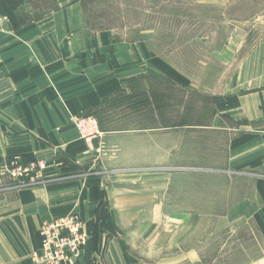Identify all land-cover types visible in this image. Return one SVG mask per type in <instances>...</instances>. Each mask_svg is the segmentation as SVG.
Masks as SVG:
<instances>
[{"label":"crops","instance_id":"crops-1","mask_svg":"<svg viewBox=\"0 0 264 264\" xmlns=\"http://www.w3.org/2000/svg\"><path fill=\"white\" fill-rule=\"evenodd\" d=\"M107 35L88 34L83 0H0V159L18 157L28 162L36 155H51L56 149L81 166L90 163L101 149L107 152L99 157L107 174L89 180L88 185L60 184L59 193L50 188H24L10 191L0 200L4 207L0 214V264H37L33 257L40 253L41 223L70 213L77 214L83 222L88 240L77 260L62 264H95L98 255L103 264H206L200 252L189 249L181 251L176 259L172 253L159 252L155 248L159 246L157 224L153 229H137V221L188 223L192 219L188 209L169 214L156 211L163 205H190L191 170L183 164L173 166L181 148L185 147V151H180L182 156L188 157L185 152L189 142L173 145V141H168L173 136L185 138L184 131L166 133L164 149L158 146L157 134L149 136L155 170L164 172L151 176L153 193L147 202L152 213L143 219L137 214V204L143 203L137 201V186L128 187L121 175L115 174L137 166V142H126L137 140V134L107 137L103 133L100 140L95 136L86 143L71 125V117L122 92L125 88L121 83L142 72H137V59L119 61L117 53L110 55ZM260 48L264 52V43ZM244 66L237 67L229 94L212 95L220 97L211 105L212 117L209 123L197 127L220 131L227 144L224 165L212 172L203 169L196 184L198 191H206L218 188L216 183L210 186L206 179L225 178L232 182L242 178L249 182L252 195L240 201L230 198L227 211L212 219L220 222L219 229L222 225L228 227L222 233L228 234L230 240L238 238L239 226L246 223V245H253L254 239L260 243L255 255L248 253L241 264H264V63ZM223 130L227 132L222 133ZM17 132L22 133L14 138ZM115 138H121L123 145H113ZM17 139L23 146L15 145ZM160 157L162 161H158ZM177 177L182 180L180 186L175 184ZM163 178L162 188L158 180ZM175 188L180 190L181 198L173 201L169 194ZM158 190H162L165 200L157 196ZM199 197L207 199L200 193ZM101 207L108 210L106 230L97 224ZM200 217L198 221L207 220L206 215ZM128 223L134 226L127 227ZM234 241H230V246ZM230 246L229 254L232 258L234 253L236 262L237 250L232 252ZM221 255L219 252L208 264H217Z\"/></svg>","mask_w":264,"mask_h":264},{"label":"rangeland","instance_id":"rangeland-1","mask_svg":"<svg viewBox=\"0 0 264 264\" xmlns=\"http://www.w3.org/2000/svg\"><path fill=\"white\" fill-rule=\"evenodd\" d=\"M83 11L88 34L100 33L101 36L107 33L111 45L110 55L117 53L119 61L137 59V72H142L137 74V78L123 81L121 85L125 89L122 92L107 97L98 107L71 117V125L86 143L95 136L100 140L104 135L126 137L123 135L137 134V140H126L127 144L137 142V166L115 171V174L121 175L128 187L137 186V201H143L137 204V214L144 216L143 219L152 213L147 202L153 193L150 190L153 183L151 176L164 172L155 170L157 166L150 157L149 136L157 134L158 146L164 149L166 133L179 129L184 131L185 138L173 136L168 141H173V145L181 144V141L184 144L189 142L188 152H185L188 157L182 156L180 151H185V147L181 148L175 157L177 163L173 166L181 167L183 164L191 170L190 205H163L161 210L157 207L156 211L169 214L173 210V213H177L178 210L188 209L193 214L191 221H162L153 224L137 221V229H153L157 224L155 228L159 246L155 248H159L163 255L172 253L174 259L181 251L189 249L197 254L200 252L206 264L210 261L212 263L213 257L219 252L222 255L217 257V264L245 262L247 254L252 252L255 255L259 247V241L255 239L253 245H246L249 241L246 238V223L239 226L238 238L230 240L228 234L222 233L228 227L222 225L219 229L220 222L212 218L227 211L230 198L237 197L240 201L246 196L250 197L252 189L249 182L242 178L232 182L225 178H220V181L212 178L206 180L210 186L216 183L217 189L198 191L196 183L203 169L212 172L224 165L227 140L220 131L197 127L209 123L212 117L211 105L220 99L212 95L229 94L233 90L230 83L237 67L242 64L247 68L251 64L264 63V52L260 48L264 43V0H83ZM85 116L96 119L99 130L95 135L85 136L76 128V119ZM20 133H15L14 138H18ZM115 139L113 145H123L119 142L121 138ZM15 145L23 146V142L17 139ZM52 151L51 155H36L35 159L28 162L18 157L0 159V200L10 191L15 193L24 188H50L59 193L62 189L60 184L81 182L88 185L89 180L107 174L101 166L105 149H101L96 154L97 158L90 163L81 166L70 162L58 150ZM109 156L113 154L109 153ZM158 161H162V158ZM16 167H27L28 173L21 172V176L12 174ZM164 183V178L158 180L159 187L162 185L163 188ZM175 184L182 185L180 177L176 178ZM158 191L157 196L165 200L162 190ZM180 193V190L172 189L169 199L181 198ZM199 193L207 199H201ZM3 209L0 206V214ZM73 215L77 216L75 213L65 216ZM203 215H206L207 220L198 221ZM98 216L99 228L106 230L107 208L101 207ZM48 221L41 223L39 234L43 224ZM133 226V223L127 224V227ZM81 229L84 231L82 221ZM96 233L93 236L94 242ZM234 239L235 244L233 242L230 246V241ZM229 246L232 252L237 250L236 262L234 253L232 258L229 254ZM38 255L33 257L37 264ZM94 262L103 264L100 255L95 257Z\"/></svg>","mask_w":264,"mask_h":264},{"label":"built area","instance_id":"built-area-1","mask_svg":"<svg viewBox=\"0 0 264 264\" xmlns=\"http://www.w3.org/2000/svg\"><path fill=\"white\" fill-rule=\"evenodd\" d=\"M75 126L85 136L95 135L99 130L96 119L91 116L77 118ZM28 170L27 167H16L12 174L21 176V172L28 173ZM40 236L39 264H62L65 260L77 259L88 240V235L81 229V220L76 215L44 223Z\"/></svg>","mask_w":264,"mask_h":264}]
</instances>
